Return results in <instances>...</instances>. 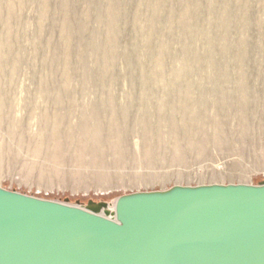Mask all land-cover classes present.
Here are the masks:
<instances>
[{
    "label": "rangeland",
    "instance_id": "374dc122",
    "mask_svg": "<svg viewBox=\"0 0 264 264\" xmlns=\"http://www.w3.org/2000/svg\"><path fill=\"white\" fill-rule=\"evenodd\" d=\"M263 181L264 0H0L1 187Z\"/></svg>",
    "mask_w": 264,
    "mask_h": 264
},
{
    "label": "water",
    "instance_id": "95a60500",
    "mask_svg": "<svg viewBox=\"0 0 264 264\" xmlns=\"http://www.w3.org/2000/svg\"><path fill=\"white\" fill-rule=\"evenodd\" d=\"M108 207L0 186V264H264V181L136 192Z\"/></svg>",
    "mask_w": 264,
    "mask_h": 264
},
{
    "label": "bare ground",
    "instance_id": "6f19581e",
    "mask_svg": "<svg viewBox=\"0 0 264 264\" xmlns=\"http://www.w3.org/2000/svg\"><path fill=\"white\" fill-rule=\"evenodd\" d=\"M109 209V208H108ZM110 210V209H109ZM112 210V209H111Z\"/></svg>",
    "mask_w": 264,
    "mask_h": 264
}]
</instances>
